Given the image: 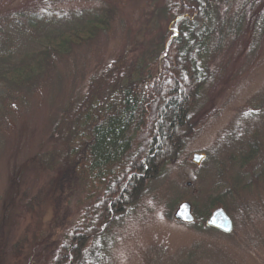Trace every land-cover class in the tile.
Here are the masks:
<instances>
[{"label": "rangeland", "instance_id": "rangeland-1", "mask_svg": "<svg viewBox=\"0 0 264 264\" xmlns=\"http://www.w3.org/2000/svg\"><path fill=\"white\" fill-rule=\"evenodd\" d=\"M47 1L0 0V264H48L87 205L83 183L60 185L39 161L57 146L53 127L92 75L127 46L145 58L168 26L162 0H52L54 18ZM87 13L108 29L87 28ZM210 67L194 132L113 225L105 264H264V35L228 42ZM182 201L197 218L222 207L232 232L176 223Z\"/></svg>", "mask_w": 264, "mask_h": 264}, {"label": "trees", "instance_id": "trees-1", "mask_svg": "<svg viewBox=\"0 0 264 264\" xmlns=\"http://www.w3.org/2000/svg\"><path fill=\"white\" fill-rule=\"evenodd\" d=\"M52 3L46 7L54 18ZM160 9L168 26L155 49L143 58L127 46L92 75L52 129L57 146L39 155L42 165L58 169V184L87 189V205L52 246L48 264L106 263L113 225L194 132L191 113L214 76L212 58L228 42L264 35V0H162ZM87 14V28L108 29L104 14ZM253 155L248 148L242 159ZM212 210L190 224L214 230L205 226Z\"/></svg>", "mask_w": 264, "mask_h": 264}, {"label": "water", "instance_id": "water-1", "mask_svg": "<svg viewBox=\"0 0 264 264\" xmlns=\"http://www.w3.org/2000/svg\"><path fill=\"white\" fill-rule=\"evenodd\" d=\"M204 159L203 153H194L191 162L199 164ZM189 185V184H188ZM172 219L176 222L190 224L194 221L192 206L188 201L180 202L172 214ZM205 226L217 230L224 234H229L233 230V221L222 207L215 208L205 220Z\"/></svg>", "mask_w": 264, "mask_h": 264}]
</instances>
